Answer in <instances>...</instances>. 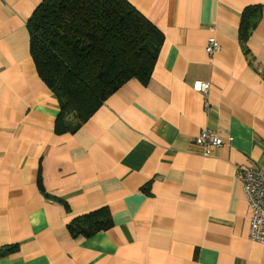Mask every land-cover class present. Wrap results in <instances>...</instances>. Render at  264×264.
<instances>
[{
	"label": "crops",
	"instance_id": "1",
	"mask_svg": "<svg viewBox=\"0 0 264 264\" xmlns=\"http://www.w3.org/2000/svg\"><path fill=\"white\" fill-rule=\"evenodd\" d=\"M126 1L165 38L150 82L58 135L30 51L43 0H0V264H264L244 194L264 167V0ZM204 131L233 142L204 150ZM103 210L109 230L71 237Z\"/></svg>",
	"mask_w": 264,
	"mask_h": 264
},
{
	"label": "trees",
	"instance_id": "2",
	"mask_svg": "<svg viewBox=\"0 0 264 264\" xmlns=\"http://www.w3.org/2000/svg\"><path fill=\"white\" fill-rule=\"evenodd\" d=\"M28 30L37 73L60 106L58 135L77 132L131 81L148 84L165 39L126 0H43ZM112 225L103 210L75 219L68 231L90 238Z\"/></svg>",
	"mask_w": 264,
	"mask_h": 264
},
{
	"label": "built area",
	"instance_id": "3",
	"mask_svg": "<svg viewBox=\"0 0 264 264\" xmlns=\"http://www.w3.org/2000/svg\"><path fill=\"white\" fill-rule=\"evenodd\" d=\"M220 49L221 46L216 37H212L208 40L206 51L211 58H213ZM196 89L203 94H208L211 89V84L198 83ZM232 142L233 138L226 140L216 136L210 131H204L196 140L195 144L199 148L209 150L212 147L230 145ZM244 178V194L252 207L250 240L259 244H264V167H260L256 170H246Z\"/></svg>",
	"mask_w": 264,
	"mask_h": 264
}]
</instances>
